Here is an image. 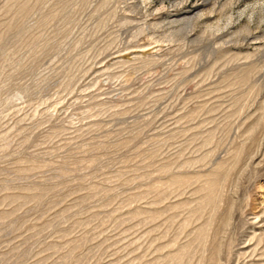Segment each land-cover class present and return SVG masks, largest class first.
<instances>
[{
  "label": "rangeland",
  "instance_id": "rangeland-1",
  "mask_svg": "<svg viewBox=\"0 0 264 264\" xmlns=\"http://www.w3.org/2000/svg\"><path fill=\"white\" fill-rule=\"evenodd\" d=\"M0 264H264V0H0Z\"/></svg>",
  "mask_w": 264,
  "mask_h": 264
}]
</instances>
